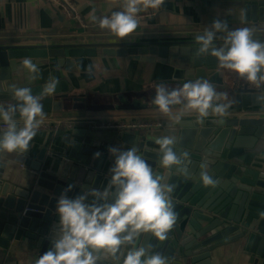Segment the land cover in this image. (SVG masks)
Instances as JSON below:
<instances>
[{"label": "water", "instance_id": "95a60500", "mask_svg": "<svg viewBox=\"0 0 264 264\" xmlns=\"http://www.w3.org/2000/svg\"><path fill=\"white\" fill-rule=\"evenodd\" d=\"M234 1L238 2L247 22L264 23V0ZM253 39L264 42V38ZM222 45L221 38L214 41V46ZM198 46L196 40L0 45V104L15 103L10 90L13 84L10 83L13 73L16 75L22 67L18 60L26 57L31 58L34 64L44 65H49L50 59L54 58L57 66L66 70L75 69L74 59L97 55L129 57L142 63L170 64L173 67L179 63L184 73L179 74L181 84L178 86L190 79L209 80L217 91L226 94L227 99L220 102L231 103L228 110H233V113L230 117H207L201 122L198 114H190L186 115L190 118L181 119L178 123L166 120L162 127L154 130L120 131L118 134L127 150L137 147L138 155L148 161L154 171L165 176L175 189L172 195L177 221L167 238L160 241L146 234L137 243L167 257L168 264H212V252L231 241H244L247 253L254 259L264 260V115L245 114L247 110L264 109V99H260L264 97V87L257 89L235 72L219 68L215 57L205 55L197 58ZM25 76L23 82L16 83V86L30 87L33 95H40L52 78L48 71L37 74L34 80L28 71ZM54 79L59 81L56 91L41 101L44 113L143 108L140 103H125L122 96L118 97L122 103L120 106L118 98L109 103L88 102L85 92H75L67 81L55 75ZM155 95L153 92L148 96L154 99ZM174 109H179V106ZM90 125L70 123L57 132L62 143L70 148L69 157L77 163L66 162L58 173L43 174L49 181L41 179L37 184L47 190L42 197H39L42 195L40 192L31 195L27 190L4 182L3 173L8 164L6 160L0 162V246L9 247L13 239L17 242L29 239L34 242L39 258L53 246L52 238L60 219L56 213L57 202L68 186H73L67 192L71 198L83 195L86 190L107 187L115 161L113 155L109 157L112 165L107 170L90 169L81 164L83 154L91 153L86 148L93 143ZM167 135L175 138L174 148L178 153L189 154L187 176L160 168L159 146L155 141ZM7 154L0 153V158ZM22 155L27 157V166L41 169L40 162L28 158V151ZM205 162L209 174L217 181L215 186H204L200 181V165ZM88 199L90 201L91 197ZM233 237L237 238L231 240ZM102 264H110V261L105 260Z\"/></svg>", "mask_w": 264, "mask_h": 264}, {"label": "clouds", "instance_id": "9594fccd", "mask_svg": "<svg viewBox=\"0 0 264 264\" xmlns=\"http://www.w3.org/2000/svg\"><path fill=\"white\" fill-rule=\"evenodd\" d=\"M163 3L164 0H120L121 10L101 18L92 15L91 19L100 29L123 40L137 29L139 13L159 9ZM253 32L249 27L229 29L226 20L215 19L202 35L195 37L199 45L195 56L215 57L219 68L235 72L257 89L264 87V42L253 39ZM218 33L226 35L221 37L223 45L216 47ZM22 66L34 80L39 69L31 58H24ZM58 83L50 78L40 95H33L30 87L10 86L15 103L0 104V120L6 125L0 129V153L28 151L45 119L41 101L56 91ZM155 92L151 103L160 114L177 123L190 112L197 113L201 122L210 111L224 117L231 107V103L220 102L227 99L226 94L203 78L190 79L171 89L158 84ZM176 106L179 111L173 115ZM16 113L23 121L22 126L14 119ZM155 143L159 146L160 168L187 176L189 154L175 150V138L161 136ZM109 151L115 161L107 187L86 190L83 195L71 198L67 192L73 186H68L57 202L60 219L52 238L53 246L35 264H102L105 260L110 264H168L167 257L138 245L137 241L146 234L160 241L167 238L177 221L174 185L138 155L137 147L128 150L110 147ZM100 155L96 153L95 158ZM200 167L203 185L215 186L217 181L209 174L207 162Z\"/></svg>", "mask_w": 264, "mask_h": 264}, {"label": "crops", "instance_id": "0c3cea01", "mask_svg": "<svg viewBox=\"0 0 264 264\" xmlns=\"http://www.w3.org/2000/svg\"><path fill=\"white\" fill-rule=\"evenodd\" d=\"M79 9L82 20L90 27H84L78 20L69 17L66 11L50 0H0V45L20 44H67V43H116V42H175L195 40L202 35L215 19L226 20L229 29L249 27L254 29L253 38H264V23L247 22L241 7L236 1L215 0H164L159 9H148L138 14L137 29L121 40L109 31L95 26L92 15L97 18L110 16L112 12L121 10L120 0H71ZM226 33H218L221 38ZM24 59H19L22 63ZM75 69L66 70L57 66V60L51 58L49 65L36 64L41 74L48 71L68 82L75 92H85L88 102L109 103L123 97L125 103H140L138 110L122 109L102 112L78 111L71 113H44L45 119L34 139L30 142L29 156L41 163V169L35 170L25 164L26 156L19 153L2 155L0 162L7 161L3 173L4 182H10L14 188H22L31 192H40L39 197L47 194V190L38 186L43 174L58 173L66 162L77 163L69 157L70 148L62 143L57 132L67 124H91L89 134L93 136L90 154H83L82 166L90 169H110L112 155L110 147L127 150V145L118 139L120 131L99 129L95 125L101 121H137L171 120L156 110L150 96L155 93V86L164 84L170 89L181 84L180 73L183 67L177 64H148L126 58H112L97 55L85 56L73 60ZM27 69L19 67L13 73L10 84H21L26 77ZM143 97V98H142ZM119 106L122 104L118 98ZM146 105H151L146 107ZM264 115V109H255ZM179 109H173V115ZM250 111V110H247ZM233 110H228L231 116ZM197 114L190 112L186 115ZM230 114V115H228ZM238 116V115H237ZM217 117V116H215ZM195 118V117H194ZM207 118V117H205ZM209 118V117H208ZM18 125L23 121L16 114ZM3 121L0 120V129ZM96 153H101L95 158ZM41 159V160H40ZM9 162H12L10 164ZM40 202V201H39ZM237 237L231 238L234 239ZM29 239L11 241L9 247L0 246V264H35L38 251ZM212 264H264L263 259L254 257L245 251L244 241H231L218 246L211 256Z\"/></svg>", "mask_w": 264, "mask_h": 264}, {"label": "built area", "instance_id": "2783aa9c", "mask_svg": "<svg viewBox=\"0 0 264 264\" xmlns=\"http://www.w3.org/2000/svg\"><path fill=\"white\" fill-rule=\"evenodd\" d=\"M52 3L63 8L69 17L78 20L84 27H90L87 25L79 15V9L76 4L71 0H50ZM95 26H98L96 23ZM262 112L256 110H250L245 112V114H261ZM216 115L212 114L210 111L209 118H214ZM163 126V122L159 120H137V121H101L95 125L99 129H108L115 131H136V130H154ZM6 128L3 123L1 129Z\"/></svg>", "mask_w": 264, "mask_h": 264}]
</instances>
